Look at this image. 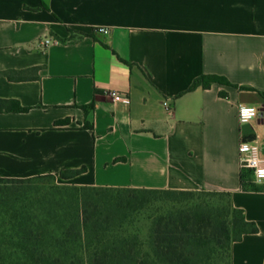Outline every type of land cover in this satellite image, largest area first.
<instances>
[{
  "label": "crops",
  "instance_id": "0c3cea01",
  "mask_svg": "<svg viewBox=\"0 0 264 264\" xmlns=\"http://www.w3.org/2000/svg\"><path fill=\"white\" fill-rule=\"evenodd\" d=\"M208 75L250 89L193 86ZM240 104L264 107V0H0V175L229 191L258 227L232 264H264V183L239 153L256 133L264 148V112L241 124Z\"/></svg>",
  "mask_w": 264,
  "mask_h": 264
},
{
  "label": "trees",
  "instance_id": "16d2710c",
  "mask_svg": "<svg viewBox=\"0 0 264 264\" xmlns=\"http://www.w3.org/2000/svg\"><path fill=\"white\" fill-rule=\"evenodd\" d=\"M18 72L3 73L31 77ZM212 82L250 89L218 75L193 86ZM86 171L0 175V264H232L233 243L258 231L229 191L61 181ZM247 172L243 168V181Z\"/></svg>",
  "mask_w": 264,
  "mask_h": 264
},
{
  "label": "built area",
  "instance_id": "2783aa9c",
  "mask_svg": "<svg viewBox=\"0 0 264 264\" xmlns=\"http://www.w3.org/2000/svg\"><path fill=\"white\" fill-rule=\"evenodd\" d=\"M98 31L102 33H107L108 28L100 27L98 28ZM54 42L55 40L50 37H45L39 41V43L44 47ZM109 96L114 102L129 103L131 100L127 94H125L124 92L117 91V90H111L109 92ZM164 104L167 106L168 109H171L170 103L168 101H165ZM240 105L238 108L239 121L241 120ZM239 153H240V163H241L242 168L248 169L252 173V176L256 182L255 173H256L257 167L264 168V148L260 140V136L256 134L255 137L252 139L243 140L239 145ZM261 183H264V182H261Z\"/></svg>",
  "mask_w": 264,
  "mask_h": 264
},
{
  "label": "clouds",
  "instance_id": "9594fccd",
  "mask_svg": "<svg viewBox=\"0 0 264 264\" xmlns=\"http://www.w3.org/2000/svg\"><path fill=\"white\" fill-rule=\"evenodd\" d=\"M240 117H241L240 120L241 124H245L260 118L261 113L258 111V108L256 106L241 104ZM255 177L257 183L264 182V168L257 167Z\"/></svg>",
  "mask_w": 264,
  "mask_h": 264
},
{
  "label": "water",
  "instance_id": "95a60500",
  "mask_svg": "<svg viewBox=\"0 0 264 264\" xmlns=\"http://www.w3.org/2000/svg\"><path fill=\"white\" fill-rule=\"evenodd\" d=\"M259 111L264 112V107L260 108Z\"/></svg>",
  "mask_w": 264,
  "mask_h": 264
},
{
  "label": "rangeland",
  "instance_id": "374dc122",
  "mask_svg": "<svg viewBox=\"0 0 264 264\" xmlns=\"http://www.w3.org/2000/svg\"><path fill=\"white\" fill-rule=\"evenodd\" d=\"M257 134V133H256ZM199 190H201V189H199Z\"/></svg>",
  "mask_w": 264,
  "mask_h": 264
}]
</instances>
